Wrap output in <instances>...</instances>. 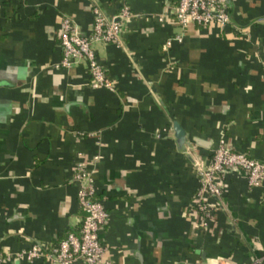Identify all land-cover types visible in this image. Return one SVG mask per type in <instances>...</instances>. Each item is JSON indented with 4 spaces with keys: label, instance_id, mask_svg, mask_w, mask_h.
I'll use <instances>...</instances> for the list:
<instances>
[{
    "label": "crops",
    "instance_id": "0c3cea01",
    "mask_svg": "<svg viewBox=\"0 0 264 264\" xmlns=\"http://www.w3.org/2000/svg\"><path fill=\"white\" fill-rule=\"evenodd\" d=\"M176 1L0 0L4 254L34 242L49 249L79 229L74 174L84 158L110 212L101 235L118 264H264V181L251 186L243 169L229 170L208 227L194 206L197 166L221 136L264 159V0H229L226 26L185 28ZM95 4L110 16L123 4L133 12L121 44H96L115 88L93 87L85 60L61 63L63 16L87 32ZM178 33L184 39L167 44ZM0 264L56 263L14 255Z\"/></svg>",
    "mask_w": 264,
    "mask_h": 264
},
{
    "label": "built area",
    "instance_id": "2783aa9c",
    "mask_svg": "<svg viewBox=\"0 0 264 264\" xmlns=\"http://www.w3.org/2000/svg\"><path fill=\"white\" fill-rule=\"evenodd\" d=\"M93 25L87 32L81 31L76 20L65 14L59 32L63 48L62 65L71 66L76 62H87L93 87L115 88L107 74L106 67L99 60L96 44L114 42L121 44L127 21L133 15L128 4H123L116 14L107 15L100 5L92 7ZM174 21L182 28L190 24L207 25L217 23L226 26L231 22L229 0H177L172 7ZM184 33H178L167 40L182 41ZM161 128L157 136H162ZM95 158H99L96 155ZM90 161L79 158L75 165V179L79 182L78 198L84 211L78 230H71L49 249L34 242L28 248L15 252V256L33 260L44 257L56 264H118L108 256V244L102 239L101 232L109 221L110 212L102 198L97 196L95 179L89 169ZM200 185L194 196V206L198 212L200 226L208 227L213 217V201L223 200L225 176L233 168H241L248 177V183L259 185L264 181V159L256 158L245 151L233 149L223 135L207 162L198 164ZM12 253L0 251V261L10 259Z\"/></svg>",
    "mask_w": 264,
    "mask_h": 264
},
{
    "label": "water",
    "instance_id": "95a60500",
    "mask_svg": "<svg viewBox=\"0 0 264 264\" xmlns=\"http://www.w3.org/2000/svg\"><path fill=\"white\" fill-rule=\"evenodd\" d=\"M174 130L180 147L182 148V150H184V152L190 155L189 148L193 146V143L188 138L187 130L184 127H182L180 123L177 121L174 122ZM196 139L199 142L204 143V140H201L200 138H196Z\"/></svg>",
    "mask_w": 264,
    "mask_h": 264
}]
</instances>
